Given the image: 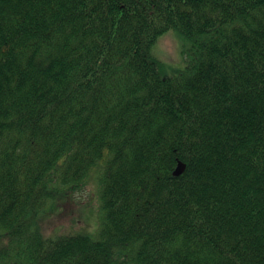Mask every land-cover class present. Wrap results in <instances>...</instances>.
Wrapping results in <instances>:
<instances>
[{
    "label": "trees",
    "instance_id": "obj_1",
    "mask_svg": "<svg viewBox=\"0 0 264 264\" xmlns=\"http://www.w3.org/2000/svg\"><path fill=\"white\" fill-rule=\"evenodd\" d=\"M0 264H264V0H0Z\"/></svg>",
    "mask_w": 264,
    "mask_h": 264
},
{
    "label": "rangeland",
    "instance_id": "obj_2",
    "mask_svg": "<svg viewBox=\"0 0 264 264\" xmlns=\"http://www.w3.org/2000/svg\"><path fill=\"white\" fill-rule=\"evenodd\" d=\"M188 43L171 29L163 34L152 47V54L160 61L161 71L168 77L182 71L188 60ZM101 209L98 199L97 182L94 176L81 190L75 192L42 223L46 235L71 231L93 232L98 228Z\"/></svg>",
    "mask_w": 264,
    "mask_h": 264
},
{
    "label": "water",
    "instance_id": "obj_3",
    "mask_svg": "<svg viewBox=\"0 0 264 264\" xmlns=\"http://www.w3.org/2000/svg\"><path fill=\"white\" fill-rule=\"evenodd\" d=\"M181 168H182V167L179 165V167H178V169H177V172H179V171L181 170Z\"/></svg>",
    "mask_w": 264,
    "mask_h": 264
}]
</instances>
